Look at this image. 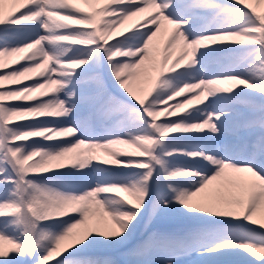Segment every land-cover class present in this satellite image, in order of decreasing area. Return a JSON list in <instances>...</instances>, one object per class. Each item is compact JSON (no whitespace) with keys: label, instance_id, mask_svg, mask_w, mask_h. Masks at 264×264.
Returning <instances> with one entry per match:
<instances>
[{"label":"snow or ice","instance_id":"1","mask_svg":"<svg viewBox=\"0 0 264 264\" xmlns=\"http://www.w3.org/2000/svg\"><path fill=\"white\" fill-rule=\"evenodd\" d=\"M7 2L0 70L26 62L0 71V264H264V14Z\"/></svg>","mask_w":264,"mask_h":264},{"label":"rangeland","instance_id":"2","mask_svg":"<svg viewBox=\"0 0 264 264\" xmlns=\"http://www.w3.org/2000/svg\"><path fill=\"white\" fill-rule=\"evenodd\" d=\"M250 3H251V5H252V7H255L256 9H257V11L258 12H260V13H262V14H264V6H261V8L258 6V4H257V2H256V0H250ZM5 11H6V13L8 12V11H10L9 13H11V15H19V11H15V12H13V8L14 7H17L16 5H14L12 2H11V0H9V2H7V3H5ZM79 6H81V7H85V5H83V4H80ZM19 10H26L22 5L19 7ZM149 14H147V13H142V14H140L139 16H137L136 17V19L134 20V21H129V20H127V21H129V23L127 24V21L124 23V25L121 27V31H123V32H125L126 34H129L130 33V31H132V30H135L136 28H138L139 27V25L141 24V23H143L144 22V20L146 19V17L148 16ZM9 18H11V16L9 17ZM119 38V37H118ZM29 51H31V50H29ZM28 55V53L26 52V53H21V54H19V56H21V57H23V56H27ZM26 61L25 60H23V59H18V57H12V58H10V59H7L6 61H5V63H6V65H7V67L5 68V69H2V70H0V71H10L11 70V68L12 67H19L20 66V64H22V63H25ZM45 71V69H43V68H41V69H37L34 73H32V74H30L31 76H32V78H33V80L34 79H38V78H40V73H42V72H44ZM26 81H28V80H24L22 83H26ZM28 83V82H27ZM15 86V85H14ZM18 86V85H17ZM184 225H183V223L179 220V219H172V220H170L169 221V227H172V228H180V227H183ZM101 251H105V250H103V249H101ZM105 252H108V251H105ZM92 254V253H91ZM109 254L110 255H114L113 253H110L109 252ZM92 255H95V256H98V253L96 252H93V254ZM192 259H197L196 257H192Z\"/></svg>","mask_w":264,"mask_h":264},{"label":"bare ground","instance_id":"3","mask_svg":"<svg viewBox=\"0 0 264 264\" xmlns=\"http://www.w3.org/2000/svg\"><path fill=\"white\" fill-rule=\"evenodd\" d=\"M256 2H257V0H256ZM258 4V6L261 8V6H264V3H257ZM5 7V6H4ZM10 11H8L7 13H9ZM136 19V17H133V18H131L129 21H134ZM129 21H127V24L129 23ZM126 22V21H125ZM126 24V23H125ZM177 55V53L176 52H174L173 53V58H175V56ZM23 82V81H22ZM31 83L32 82V80H28V81H26V83ZM9 86H14V85H11L10 84V82H5L4 83V87H9ZM15 86H17V85H15ZM14 86V87H15ZM19 86V85H18ZM177 99H183V97H179V98H177ZM169 103H173V101H170ZM193 106H201L200 105V102H195L194 101V103H193V105H191V106H189V110L191 109V107H193ZM182 112H183V110H181ZM64 179V181L65 182H67V183H70V184H73V186H75V181H73L71 178H63ZM114 195H118V196H122V195H124V194H122V193H120V194H114ZM106 251V250H105ZM105 251H101V249H97V250H94L93 252H97L98 253V256H101V257H103V256H109L110 254H109V252H105ZM93 252H92V254H93ZM91 254V255H92Z\"/></svg>","mask_w":264,"mask_h":264}]
</instances>
